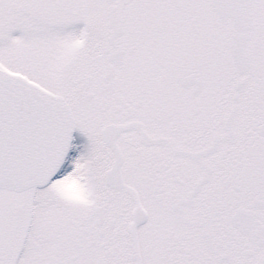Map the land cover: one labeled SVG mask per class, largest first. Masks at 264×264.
Returning <instances> with one entry per match:
<instances>
[{
  "label": "snow or ice",
  "instance_id": "snow-or-ice-1",
  "mask_svg": "<svg viewBox=\"0 0 264 264\" xmlns=\"http://www.w3.org/2000/svg\"><path fill=\"white\" fill-rule=\"evenodd\" d=\"M0 264H264V0H0Z\"/></svg>",
  "mask_w": 264,
  "mask_h": 264
}]
</instances>
